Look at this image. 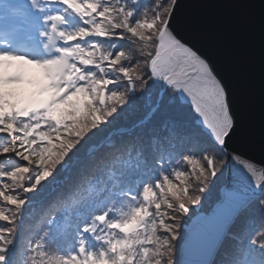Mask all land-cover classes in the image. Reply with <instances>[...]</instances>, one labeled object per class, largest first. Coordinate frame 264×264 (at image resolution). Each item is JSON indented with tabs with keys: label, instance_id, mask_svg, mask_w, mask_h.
<instances>
[{
	"label": "snow or ice",
	"instance_id": "obj_1",
	"mask_svg": "<svg viewBox=\"0 0 264 264\" xmlns=\"http://www.w3.org/2000/svg\"><path fill=\"white\" fill-rule=\"evenodd\" d=\"M0 264H264V0H0Z\"/></svg>",
	"mask_w": 264,
	"mask_h": 264
},
{
	"label": "trees",
	"instance_id": "obj_2",
	"mask_svg": "<svg viewBox=\"0 0 264 264\" xmlns=\"http://www.w3.org/2000/svg\"><path fill=\"white\" fill-rule=\"evenodd\" d=\"M41 211H42V208H41V206L38 204V205L36 206V209H35V212H36V213H34L33 217H32L31 219H26V221H25V225H24V227H23V229H22V232H23L24 235L27 234V230H28L30 227H33V226L35 225L36 220L39 218V215H40Z\"/></svg>",
	"mask_w": 264,
	"mask_h": 264
},
{
	"label": "water",
	"instance_id": "obj_3",
	"mask_svg": "<svg viewBox=\"0 0 264 264\" xmlns=\"http://www.w3.org/2000/svg\"><path fill=\"white\" fill-rule=\"evenodd\" d=\"M182 2L185 4H188L190 2V0H182ZM201 43H203V42H201Z\"/></svg>",
	"mask_w": 264,
	"mask_h": 264
},
{
	"label": "rangeland",
	"instance_id": "obj_4",
	"mask_svg": "<svg viewBox=\"0 0 264 264\" xmlns=\"http://www.w3.org/2000/svg\"><path fill=\"white\" fill-rule=\"evenodd\" d=\"M36 213V212H35Z\"/></svg>",
	"mask_w": 264,
	"mask_h": 264
}]
</instances>
